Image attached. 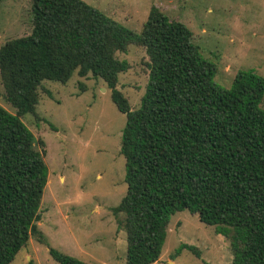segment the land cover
Returning a JSON list of instances; mask_svg holds the SVG:
<instances>
[{
  "label": "trees",
  "instance_id": "16d2710c",
  "mask_svg": "<svg viewBox=\"0 0 264 264\" xmlns=\"http://www.w3.org/2000/svg\"><path fill=\"white\" fill-rule=\"evenodd\" d=\"M33 29L0 47V264L38 228L48 182L44 141L22 121L36 113L43 81L102 78L126 114L121 153L127 192L113 207L127 232V263L154 264L173 214L188 209L231 237L232 264H264V76L240 69L231 87L191 29L153 5L140 33L84 0H32ZM146 48L149 82L132 109L118 88L130 65L120 53ZM198 256L191 244H183ZM59 264H91L55 247Z\"/></svg>",
  "mask_w": 264,
  "mask_h": 264
},
{
  "label": "rangeland",
  "instance_id": "374dc122",
  "mask_svg": "<svg viewBox=\"0 0 264 264\" xmlns=\"http://www.w3.org/2000/svg\"><path fill=\"white\" fill-rule=\"evenodd\" d=\"M84 1L137 33L156 5L191 29L193 41L218 67L215 81L225 87H231L240 69L264 76V0ZM32 29V0H0V47ZM120 57L130 67L120 73L118 88L137 109L149 82V56L144 46L131 44ZM39 92L36 113L25 114L22 121L44 141L48 182L37 224L46 242L31 236L10 264H59L50 247L91 264H128L127 232L112 210L127 192L121 153L126 114L112 100L107 83L91 74L76 72L65 84L43 81ZM5 93L0 72V104L16 114ZM230 236L188 209L177 211L162 258L154 264H232ZM183 244L194 245L200 256Z\"/></svg>",
  "mask_w": 264,
  "mask_h": 264
},
{
  "label": "crops",
  "instance_id": "0c3cea01",
  "mask_svg": "<svg viewBox=\"0 0 264 264\" xmlns=\"http://www.w3.org/2000/svg\"><path fill=\"white\" fill-rule=\"evenodd\" d=\"M161 258H162V257H161ZM161 258H160V259H161Z\"/></svg>",
  "mask_w": 264,
  "mask_h": 264
}]
</instances>
